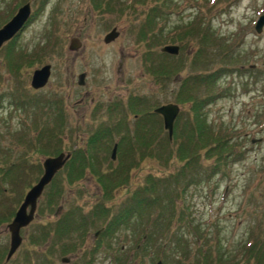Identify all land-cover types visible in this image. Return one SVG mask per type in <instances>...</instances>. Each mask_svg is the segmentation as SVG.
<instances>
[{"label": "rangeland", "instance_id": "374dc122", "mask_svg": "<svg viewBox=\"0 0 264 264\" xmlns=\"http://www.w3.org/2000/svg\"><path fill=\"white\" fill-rule=\"evenodd\" d=\"M122 1L135 3L108 13L90 0H0V26L18 7L30 5L27 22L0 47V164L7 162L0 168V219L17 208L45 156L68 152L74 161L94 157L101 165L92 168L101 189L86 176L91 168L63 166L54 175L8 264H264V251L250 250L264 235V25L259 33L253 28L264 0ZM160 1L163 14L147 23ZM196 18L209 28L206 40L200 28L176 55L160 52L164 43H146L151 31ZM113 27L117 36L104 43ZM142 31L145 38L139 39ZM73 36L79 47L69 50ZM20 53L27 57L18 59ZM145 53L154 67L170 69L167 77L154 79L145 70ZM44 64L49 77L32 89L31 73ZM216 69L213 84L189 76ZM181 82L197 97L216 93L202 114L215 132L230 137L235 153L208 175L214 157L204 160L200 149L188 175L196 182L185 186L187 177H179L175 188H184L173 206L145 200L137 217L111 230L113 215L133 194L147 195L142 188L153 179V195L163 204L161 182L180 169L181 155L196 152L186 139L190 104L176 101ZM165 103L178 106L169 142L161 117L152 112ZM8 166L7 179L1 178ZM60 229L67 232L56 242ZM143 229L147 243L139 241ZM3 237L0 232V242ZM61 256L69 260L61 262Z\"/></svg>", "mask_w": 264, "mask_h": 264}, {"label": "trees", "instance_id": "16d2710c", "mask_svg": "<svg viewBox=\"0 0 264 264\" xmlns=\"http://www.w3.org/2000/svg\"><path fill=\"white\" fill-rule=\"evenodd\" d=\"M90 2L94 4L95 8H99L101 9V11L104 10L108 13H116L117 10L118 12H120V4H123L124 6L129 7L135 3V1H132L129 5H127V3L122 0H90ZM160 2L161 3L158 6H152L150 11L147 13L146 15L147 23L153 22L152 21L153 17L159 18L160 14H163L164 2L163 1H160ZM200 28H201V21L199 19L197 20V18L195 20L192 19V20L182 21L181 23L174 25L171 29H167V30H163V28L160 27L159 29H157L156 32L151 31V35H150L151 38L147 39L146 43L148 40H151L149 44H153V46L160 45L162 43L164 44L172 43V44H177V45L182 46L185 43V41L189 39V36L195 34L197 31H199ZM143 32L144 31L138 33L137 37L139 39L145 38ZM200 32L202 35V38H201L202 41L206 40V38H208L210 34L208 26H203ZM8 42H12V39H10ZM147 53H145L144 58H143L145 62L149 60V58L146 57ZM26 55H27L26 53H23V54L20 53L18 56V59L21 60L22 58L27 57ZM146 69L147 71H149L151 74L154 75V79H158L161 77H164V78L167 77L169 74V70H170L164 67L163 64H160L154 67L149 62H147V64L145 65V70ZM174 71L175 73L177 72V70H174ZM219 71H220L219 69H216L215 71H210L208 73L198 72V73H195L189 76H196L197 77L196 81L198 83L202 82V83L209 85L210 83L213 84L214 80L220 74ZM183 85H184V82H181L179 84V90L176 96V101L181 104L184 102H188L190 104L189 105L190 119H189L188 129L186 130V139H187L188 146L191 147L193 150H196V152L193 153V151H191L189 152L190 154L188 156L181 155L180 158H185V159H183L184 162L180 165V169H177V173H174L173 175H171L170 179H167L161 182L162 187H161L160 194L163 197H165L163 204L159 203L157 195H153V193L156 192L157 190V184H158V180L153 179V181L151 182V185L145 184L146 187L142 188V191H146L147 195H143L142 197H139L138 195L133 194L130 197V200L132 202L129 205L125 206V208L120 209L118 212H116L113 215L111 223H110L111 230H114L120 225L126 224V222L130 218L137 217L141 213L142 206L144 205V202H146L145 200L149 201L151 205L162 206L163 209L167 208L168 205L173 206L174 203L176 202V198L180 195L179 192L184 188L183 187L181 190L179 189L177 190V188H175V186L178 187L179 177L184 178V179L185 177H187L184 183L185 186L195 181L192 177L188 178V175L191 174L190 165H192L195 161L194 155L198 156V152L200 151V149L204 153L203 154L204 160L206 159L205 157H214V160L212 161L209 167L210 171L208 172V175L216 173L220 169V167L225 163L227 157L235 153L233 145L228 142L230 137L225 135L224 133L222 134V136H220L217 131L215 132L213 130V125L207 122L206 117H204V115L202 114V109L206 105L215 101V98L217 96L216 93H207L201 97L200 96L197 97L195 96L194 93L189 91V88L187 87L183 88ZM178 95H181V96H178ZM57 117L59 121L63 120L61 113H59ZM166 141L169 142V140H166ZM117 144L120 145L121 143L119 142ZM76 152L77 151L73 150L72 155L74 153V156H75ZM82 154L84 155V153H81V155ZM75 162L76 160L74 161L68 158L65 161L63 166L71 167L72 165H74L73 168L78 167L79 169L81 168V171L85 170L84 169V166L86 165L85 163L81 162L79 164H75ZM6 163L7 162L4 161V164ZM4 164H0V168H2ZM62 168L56 174H59ZM111 170L112 169H110L109 171ZM115 171L116 170L112 171V173L114 174ZM5 174H6V169H5V173L1 176V178H4L6 176ZM93 177L96 178L100 176L96 173ZM35 178L31 179L28 186L34 183V181L36 180ZM120 184L121 182L118 181L116 185V186H119L118 187L119 190L123 189V187ZM105 190H106V187H104V191ZM260 225L262 228L261 233L264 234V231L262 232V230H264V222L263 224H260ZM65 232L67 231H64V233ZM148 236L149 235L146 229H143L142 236H140V241L147 243L146 237ZM252 245L253 246L250 247L251 248L250 250L252 251V253H258V252L264 251V235L263 237L259 236L256 242ZM251 256H254V255L252 254ZM222 257H224L223 254L220 255L219 260H221ZM248 259L249 258H247L246 260Z\"/></svg>", "mask_w": 264, "mask_h": 264}, {"label": "water", "instance_id": "95a60500", "mask_svg": "<svg viewBox=\"0 0 264 264\" xmlns=\"http://www.w3.org/2000/svg\"><path fill=\"white\" fill-rule=\"evenodd\" d=\"M30 13L29 3L26 2L18 7L15 13L0 26V47L3 43L12 38L17 32H19L24 25V22L28 18ZM264 25V13L260 14L253 25L254 31L259 33ZM117 36L115 28H111L102 38L104 43H107ZM79 47V41L76 36L69 39L67 48L69 50H76ZM160 51L170 55H176L178 53V45L165 44L160 47ZM50 73V66L44 64L38 68H35L30 76L29 85L32 89H38L44 86ZM83 75L80 74L77 79L78 84H82ZM153 112L159 114L162 118V125L167 132L168 139L171 138L172 124L175 116L178 113V106L174 103L161 104L153 109ZM114 148L111 150V158L114 157ZM69 157L68 152H59L55 156H46L41 161L42 173L36 180V182L29 187L25 192L21 203L15 210L14 216L9 222L8 231L10 234L9 248L5 256L7 260L11 254L16 250L21 242V236L19 234L20 228L26 226L33 217L35 209V202L37 197L41 194L43 187L51 180L54 173L61 168L65 160ZM28 207V208H27ZM65 258H62L64 261ZM155 264H160V261H156Z\"/></svg>", "mask_w": 264, "mask_h": 264}, {"label": "flooded vegetation", "instance_id": "af4514ba", "mask_svg": "<svg viewBox=\"0 0 264 264\" xmlns=\"http://www.w3.org/2000/svg\"><path fill=\"white\" fill-rule=\"evenodd\" d=\"M109 105V104H108ZM124 103H121V107L124 109ZM126 106V105H125ZM108 107V106H107ZM134 116V118H136L137 117V115H133ZM126 125H128V124H126ZM115 147H116V144H115ZM110 157V156H109ZM111 158V157H110ZM114 158V157H113ZM85 163L86 165L84 166V171H86V172H90V171H88V169H90L91 168V170H92V168H95V169H100L101 168V165H98L99 164V162L97 161V160H94V157H87V156H83V157H80V158H76V162H75V164H79V163ZM101 163V162H100ZM92 166V167H91ZM112 167H113V164L111 165V167H110V169H112ZM8 168V171H7V169H6V179H7V176H8V172L11 170V166H8L7 167ZM40 168H41V171H42V167H41V163H40ZM76 169H79L78 167H75ZM76 172H81V168L78 170V171H76ZM91 174V175H90ZM90 174H86V176L94 183V185L95 186H97L98 188H100L101 189V186H100V181H98V180H95V178L93 177L95 174L93 173V170H92V172H90ZM83 176V175H82ZM94 178V179H93ZM10 184V187L12 188V180L11 179H8V181H7V184ZM1 186V185H0ZM139 186H141V184L139 185ZM22 198H23V196H22ZM22 198L20 199V201H19V204L21 203V201H22ZM39 198H40V196L37 198V200H36V205H35V209H34V213H33V217H34V215H35V210H36V207H37V202H38V200H39ZM19 204H18V206H19ZM17 206V207H18ZM28 208V207H27ZM16 210V209H15ZM15 210L9 215H6V216H9L6 220H1L0 219V226L1 225H3L2 226V229H0V232H2L3 234H4V237H3V240L0 242V264H8V262L10 261V260H12V258L14 257V255H15V253L17 252V250L19 249V245H18V247L16 248V250L11 254V256L7 259V260H5V256H6V253H7V251H8V248H9V242H10V234H9V231H8V224H9V222L11 221V219L13 218V216H14V213H15ZM3 215V214H2ZM6 218V217H5ZM32 221V220H31ZM30 221V222H31ZM29 222V223H30ZM60 222V221H59ZM28 223V224H29ZM27 224V225H28ZM44 224V222L43 223H41V225H43ZM26 225V226H27ZM59 225V224H58ZM26 226H24V227H26ZM24 227H22V228H24ZM22 228H20V230L22 229ZM20 230H19V232H20ZM61 232V229L59 230V231H56V234H57V236H55V238H54V240L56 241V242H58V241H61V239H62V235H63V233L61 234L60 233ZM49 233V231L47 230V234ZM20 234V233H19ZM96 234V233H95ZM94 234V235H95ZM21 241H22V237H21ZM140 241V240H139ZM21 243V242H20ZM62 258H64V257H60L59 258V260L61 261V262H67L69 259H67V258H65V260L64 261H62Z\"/></svg>", "mask_w": 264, "mask_h": 264}]
</instances>
